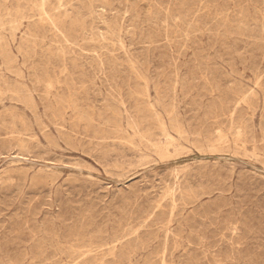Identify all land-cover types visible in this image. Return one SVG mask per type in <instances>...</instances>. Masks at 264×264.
Here are the masks:
<instances>
[{
    "label": "rangeland",
    "instance_id": "rangeland-1",
    "mask_svg": "<svg viewBox=\"0 0 264 264\" xmlns=\"http://www.w3.org/2000/svg\"><path fill=\"white\" fill-rule=\"evenodd\" d=\"M0 264H264V0H0Z\"/></svg>",
    "mask_w": 264,
    "mask_h": 264
},
{
    "label": "bare ground",
    "instance_id": "bare-ground-1",
    "mask_svg": "<svg viewBox=\"0 0 264 264\" xmlns=\"http://www.w3.org/2000/svg\"><path fill=\"white\" fill-rule=\"evenodd\" d=\"M23 1V0H22ZM25 1V0H24ZM26 3V2H25ZM44 3V2H43ZM20 4V3H19ZM42 5V4H41ZM44 10V9H43ZM42 11V10H41ZM44 13V12H43ZM42 14V13H41ZM45 14V13H44ZM45 17H46V15H45ZM45 17H42V19L44 18V20L46 19L47 20V18H45ZM49 17V16H48ZM50 18V17H49ZM52 18V17H51ZM45 20V21H46ZM50 22V21H49ZM44 22H42V24H43ZM119 26V25H118ZM121 35V34H120ZM160 45V44H159ZM165 48V47H164ZM135 72V71H134ZM169 72V71H168ZM133 73V72H132ZM131 73V74H132ZM136 74V73H135ZM144 81V80H143ZM207 82V81H206ZM145 83V82H144ZM116 87V86H115ZM155 89V88H154ZM120 93V92H119ZM52 100V99H51ZM158 117V116H157ZM113 132V131H112ZM117 132V131H116ZM245 132V131H244ZM224 139V138H223ZM173 192H174V190H173ZM13 242V241H12Z\"/></svg>",
    "mask_w": 264,
    "mask_h": 264
}]
</instances>
